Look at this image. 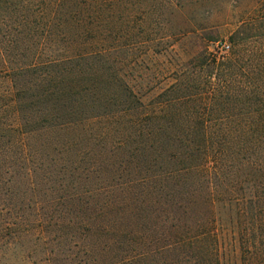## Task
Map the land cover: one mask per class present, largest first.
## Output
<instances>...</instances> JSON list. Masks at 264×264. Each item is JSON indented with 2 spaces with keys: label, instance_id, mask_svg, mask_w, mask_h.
<instances>
[{
  "label": "trees",
  "instance_id": "16d2710c",
  "mask_svg": "<svg viewBox=\"0 0 264 264\" xmlns=\"http://www.w3.org/2000/svg\"><path fill=\"white\" fill-rule=\"evenodd\" d=\"M189 1L0 0V248L39 230L57 264H225L222 194L235 264H264V0L228 54L183 29L162 86L139 35L152 58Z\"/></svg>",
  "mask_w": 264,
  "mask_h": 264
},
{
  "label": "rangeland",
  "instance_id": "374dc122",
  "mask_svg": "<svg viewBox=\"0 0 264 264\" xmlns=\"http://www.w3.org/2000/svg\"><path fill=\"white\" fill-rule=\"evenodd\" d=\"M252 2L250 0H193L186 3L184 12H178L173 16L165 15L167 22L158 23V21H154L150 25V28L153 29L152 39L155 40L151 51L154 56L152 58L144 56L145 52L149 50V44L143 42L147 41L146 34L141 33L139 42H137L139 45L137 53L141 56L142 61H140L138 70L141 71L140 75L148 74V68L153 67V69L158 68V78L154 81L161 80L162 86H166L173 80L169 77V70L164 69L159 72L161 67L170 64L173 55L164 57L161 56L160 52L176 43L178 34L183 29L196 30L200 36L206 37L211 50L228 54L230 49L234 47L229 38L231 33L241 25L242 21L254 15L252 14L254 11ZM148 26L147 24L143 25L142 29L146 30ZM163 37L167 39H161ZM198 43V38L195 39L194 37L192 42L186 41L184 47L191 49L193 45H198ZM222 43L231 45L230 49L228 51L224 48L221 49ZM177 45L180 46V44ZM8 88L9 83L5 82L4 89ZM240 190L239 193L241 194L239 195H244L247 191L242 188ZM219 197L221 200L217 202L215 208L222 249L225 254L224 263L235 264V260H238L242 255L240 240L245 232L240 229L239 225H242L243 229L244 221L235 220V216L232 215V213L238 212V206L234 205L233 209L230 210L229 206L226 205L227 202L223 200L225 196L221 194ZM57 252V240L52 235L34 230L28 234L18 235L1 247L0 264H57Z\"/></svg>",
  "mask_w": 264,
  "mask_h": 264
},
{
  "label": "built area",
  "instance_id": "2783aa9c",
  "mask_svg": "<svg viewBox=\"0 0 264 264\" xmlns=\"http://www.w3.org/2000/svg\"><path fill=\"white\" fill-rule=\"evenodd\" d=\"M222 48H224L226 51H228L230 49V45L229 44H223Z\"/></svg>",
  "mask_w": 264,
  "mask_h": 264
}]
</instances>
